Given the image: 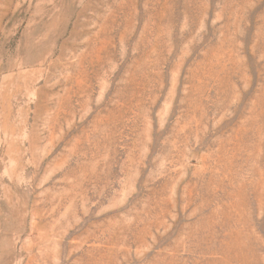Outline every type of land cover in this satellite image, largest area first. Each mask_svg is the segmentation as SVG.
Segmentation results:
<instances>
[{
  "label": "rangeland",
  "instance_id": "obj_1",
  "mask_svg": "<svg viewBox=\"0 0 264 264\" xmlns=\"http://www.w3.org/2000/svg\"><path fill=\"white\" fill-rule=\"evenodd\" d=\"M0 264H264V0H0Z\"/></svg>",
  "mask_w": 264,
  "mask_h": 264
}]
</instances>
